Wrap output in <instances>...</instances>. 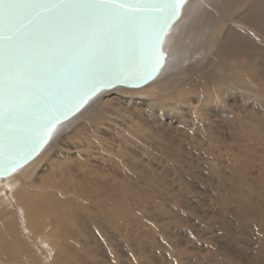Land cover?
Returning <instances> with one entry per match:
<instances>
[{"label":"bare ground","instance_id":"obj_1","mask_svg":"<svg viewBox=\"0 0 264 264\" xmlns=\"http://www.w3.org/2000/svg\"><path fill=\"white\" fill-rule=\"evenodd\" d=\"M164 48L156 78L101 91L0 177V264H114L88 260L98 223L129 222L195 162L257 227L255 255L229 244L219 263L264 264V0H188Z\"/></svg>","mask_w":264,"mask_h":264},{"label":"snow or ice","instance_id":"obj_2","mask_svg":"<svg viewBox=\"0 0 264 264\" xmlns=\"http://www.w3.org/2000/svg\"><path fill=\"white\" fill-rule=\"evenodd\" d=\"M183 0H0L7 32L0 44V119L14 130L44 87L53 57L76 71L88 63L102 73L101 56L112 36L141 35L161 17L175 14ZM39 9L36 17L21 10ZM46 18V19H45ZM40 21H43L42 23Z\"/></svg>","mask_w":264,"mask_h":264},{"label":"rangeland","instance_id":"obj_3","mask_svg":"<svg viewBox=\"0 0 264 264\" xmlns=\"http://www.w3.org/2000/svg\"><path fill=\"white\" fill-rule=\"evenodd\" d=\"M260 156L255 157L258 165L263 162L258 160ZM200 164L194 165L202 166L201 172L184 173L183 177L171 175L165 181L168 187L146 194L141 206L130 210L129 222H113L111 227L99 222L95 227L99 255L88 260L114 264H220L225 253L222 247L229 244L243 246L242 254L248 258L255 255L254 219H248V227L240 226L246 220L242 213V217L237 216L240 207L232 202L237 201V196L218 187L220 178L209 171L208 165ZM188 167L191 165L183 168ZM231 210L235 211L228 217L227 211Z\"/></svg>","mask_w":264,"mask_h":264},{"label":"water","instance_id":"obj_4","mask_svg":"<svg viewBox=\"0 0 264 264\" xmlns=\"http://www.w3.org/2000/svg\"><path fill=\"white\" fill-rule=\"evenodd\" d=\"M187 2L183 0L174 15L161 17L141 35L112 36L101 54L102 58L108 57L102 73L97 72L96 63L73 71L62 58L53 57L44 87L15 129L0 119V177L13 174L34 159L48 144L57 126L81 111L101 91L117 86L141 87L156 78L166 64V37L181 18ZM39 11L22 9L17 27L24 25V16L32 19ZM7 23L6 18L0 17V44L8 35Z\"/></svg>","mask_w":264,"mask_h":264}]
</instances>
